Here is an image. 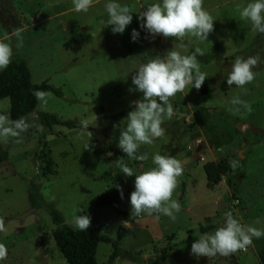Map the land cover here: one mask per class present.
I'll return each mask as SVG.
<instances>
[{"label": "rangeland", "instance_id": "obj_1", "mask_svg": "<svg viewBox=\"0 0 264 264\" xmlns=\"http://www.w3.org/2000/svg\"><path fill=\"white\" fill-rule=\"evenodd\" d=\"M108 2L93 0L87 12H76L72 0H0V41L11 44L12 60L27 64L33 83L46 81L61 91L60 95L44 91L51 93L46 103L37 101L33 111L22 117L33 126L22 134L21 142L0 137V218L5 223L0 243L8 249L7 260L0 264H66L52 235L56 224L48 204L72 229H76L73 217L85 214L91 217L90 228L112 239L121 226L125 228L119 247L124 253H134L108 262L113 248L99 242L96 264H260L264 237H253L247 250L233 254L235 261L228 256L191 254V245L201 234L223 226L225 212L245 226L264 231V34L254 33L250 21L236 11L237 4L246 6L251 0H204L214 30L203 41L191 35L183 40L153 38L141 29L139 12L162 0H115L129 7L133 19L123 33H113L112 26H106L109 16L104 5ZM16 28L23 29L19 49L10 36ZM133 29L140 33L135 42ZM197 47L204 53L197 56L206 73L204 84L199 90L189 85L170 98L174 114L162 124L165 134L152 145L139 147L137 155L147 153V160H129L118 140L133 110L131 102L143 96L129 91L135 88L134 72L140 64L156 56L163 58L170 50L191 55ZM257 54L261 62L253 68L255 79L243 88L229 86L227 77L235 58ZM233 96L250 102L251 113L241 108L232 115L226 101ZM9 108V98H1L0 114L9 115ZM197 108L206 116L203 126L194 122L192 113ZM41 112L62 120L87 121L93 136L89 141L82 126L48 128L38 119ZM242 122L261 132L247 129L242 133L237 129ZM37 126L42 130L37 131ZM87 143L94 149L86 150ZM157 153L175 157L184 169L172 197L181 206L175 220L163 214L131 213L135 175L154 167L152 157ZM233 160L240 167L233 169ZM219 163L227 165L225 172H219ZM121 164L134 175L126 177ZM206 168L219 177L218 182L208 185ZM116 185L123 189V199L109 206L94 204L101 193L117 189ZM31 186L37 188L43 203L31 204ZM220 201H224L222 210ZM162 251L177 254L156 260ZM135 253L142 261L133 258Z\"/></svg>", "mask_w": 264, "mask_h": 264}, {"label": "clouds", "instance_id": "obj_2", "mask_svg": "<svg viewBox=\"0 0 264 264\" xmlns=\"http://www.w3.org/2000/svg\"><path fill=\"white\" fill-rule=\"evenodd\" d=\"M93 0H72L76 12H87L92 6ZM204 0H162L148 5L144 11L139 12L140 28L146 30L153 38L162 35L165 38H177L183 40L187 35L200 40H208L209 34L214 30V19L203 7ZM109 19L107 25L112 26L113 33H123L126 26L133 19L130 9L115 0H109L104 5ZM236 11L243 20L251 23L254 33L264 34V0H251L245 5L237 4ZM23 29H13L10 34L17 41L16 48L23 47ZM140 33L133 29L131 38L135 42ZM203 56V51L197 47L191 55H182L179 51L170 50L161 58L156 56L146 63L139 65L132 76L134 89L143 94L142 99L132 101L133 110L127 115V124L120 129L118 147L126 154L129 160L148 159L147 153L137 155L141 145H152L155 138L165 134L162 127L165 119L170 120L174 114L173 105L169 102L178 92L191 85L199 90L206 80V73L202 72L197 56ZM13 48L10 43L0 41V70L6 69L11 63ZM261 62L260 54L249 56L247 59L236 57L228 73L227 84L243 88L251 83L256 76L253 68ZM33 96L37 101L46 103V97L51 93L34 90ZM231 105L229 111L232 115L240 113L243 108L251 113V103L242 100L239 96H233L226 101ZM82 128L87 130L89 141L93 133L88 131L87 121H82ZM30 125L24 118L12 120L7 114H0V137H12L16 142H21L22 134ZM42 130L37 126V131ZM94 145H85L86 150H93ZM155 165L147 171L135 175L134 191L130 194L131 213L140 216L163 214L172 220L176 219V213L181 211L180 203L173 199V193L179 186L178 178L183 175V166L180 160L170 155L155 154L152 157ZM233 169L240 167L238 160L230 162ZM121 172L126 177L133 176V170L127 165L121 164ZM123 199V189L115 186ZM83 211V209H80ZM223 226L217 228L214 233H204L191 245V254L199 257L230 256L240 250H247L252 244V238L264 237V231L253 226H245L233 217L230 212L224 214ZM259 221H257L258 223ZM126 225L128 221H122ZM72 226L80 231H87L91 227V217L88 214L73 217ZM5 231L4 219L0 218V232ZM7 247L0 243V261H6Z\"/></svg>", "mask_w": 264, "mask_h": 264}, {"label": "trees", "instance_id": "obj_3", "mask_svg": "<svg viewBox=\"0 0 264 264\" xmlns=\"http://www.w3.org/2000/svg\"><path fill=\"white\" fill-rule=\"evenodd\" d=\"M34 90L51 91L56 95L61 94L60 90L52 87L46 81L33 83L30 71L24 61L12 60L6 69L0 70V99L9 98V115L12 120L20 119L33 111L37 104V99L32 94ZM192 115L196 125L203 126L206 123V116L201 109H195ZM38 119L41 124L48 128H52L56 124L69 128L82 126L78 121L62 120L55 114L48 112L38 114ZM217 168L219 172H225L227 165L219 163ZM206 173L208 185L212 181H219V177L212 174L208 168H206ZM181 184L183 186L184 182H181ZM29 198L33 205H37L39 202L43 203L35 186H31ZM119 200H121L120 192L115 188H110L101 193L94 204L98 207H103L116 204ZM47 210L56 224V227L52 230V235L57 249L66 260V264H96L95 254L99 242L110 243L113 248L112 253L108 257V262H112L120 255L129 256V254L134 253L133 251L124 253L119 247V241L125 235L123 226L118 230L116 239H112L95 228H89L87 231L72 229L64 223L62 215L50 204L47 205ZM176 254L175 251H162L156 260L163 261ZM135 255L133 258L136 261H142L143 258L139 254L135 253ZM259 261L260 264H264V248L259 253Z\"/></svg>", "mask_w": 264, "mask_h": 264}, {"label": "water", "instance_id": "obj_4", "mask_svg": "<svg viewBox=\"0 0 264 264\" xmlns=\"http://www.w3.org/2000/svg\"><path fill=\"white\" fill-rule=\"evenodd\" d=\"M237 129H239L242 133H245V131H246L247 129H251V130H253V131L261 132L260 129H258V128H254V127H252L250 124L245 123V122L239 123V124L237 125ZM201 146H202V141L197 145V147H196V149H195L196 153L199 151V149L201 148ZM223 207H224V201H220V203H219V208L222 210ZM228 257L231 258V259H233L234 261L236 260L235 257L233 256V254H231V255L228 256Z\"/></svg>", "mask_w": 264, "mask_h": 264}]
</instances>
